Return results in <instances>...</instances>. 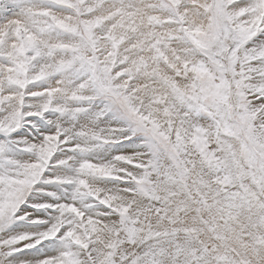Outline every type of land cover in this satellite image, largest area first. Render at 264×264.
Segmentation results:
<instances>
[{"label": "snow or ice", "instance_id": "1", "mask_svg": "<svg viewBox=\"0 0 264 264\" xmlns=\"http://www.w3.org/2000/svg\"><path fill=\"white\" fill-rule=\"evenodd\" d=\"M0 264H264V0H0Z\"/></svg>", "mask_w": 264, "mask_h": 264}]
</instances>
